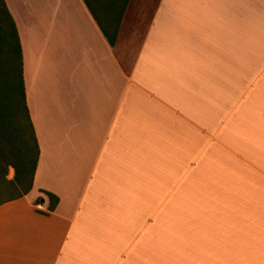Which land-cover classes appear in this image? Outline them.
I'll list each match as a JSON object with an SVG mask.
<instances>
[{
    "label": "crops",
    "instance_id": "1",
    "mask_svg": "<svg viewBox=\"0 0 264 264\" xmlns=\"http://www.w3.org/2000/svg\"><path fill=\"white\" fill-rule=\"evenodd\" d=\"M4 1L40 158L0 264H264V0H158L138 47L84 0Z\"/></svg>",
    "mask_w": 264,
    "mask_h": 264
},
{
    "label": "trees",
    "instance_id": "2",
    "mask_svg": "<svg viewBox=\"0 0 264 264\" xmlns=\"http://www.w3.org/2000/svg\"><path fill=\"white\" fill-rule=\"evenodd\" d=\"M131 0H84L103 35L115 47L124 15ZM4 16L9 25L2 22L0 14V206L26 196L33 188L40 147L29 114L21 43L15 21L4 0ZM13 56L17 60L16 74L12 73ZM15 60V59H14ZM9 167L14 177L8 178ZM48 199V210L53 212L59 198L41 191ZM37 205L45 203L37 198Z\"/></svg>",
    "mask_w": 264,
    "mask_h": 264
},
{
    "label": "rangeland",
    "instance_id": "3",
    "mask_svg": "<svg viewBox=\"0 0 264 264\" xmlns=\"http://www.w3.org/2000/svg\"><path fill=\"white\" fill-rule=\"evenodd\" d=\"M158 0H131L124 18L121 23V29L119 35L125 34V37H129L130 32H133L134 42L133 46L138 47L142 36L144 35L148 24L151 19V15L156 7ZM5 8L0 5V14L2 16V22L5 25H9V20L4 16ZM123 32V33H122ZM15 59V60H14ZM12 73L16 74L18 62L16 57L13 56ZM14 177V169L9 167L8 178Z\"/></svg>",
    "mask_w": 264,
    "mask_h": 264
}]
</instances>
